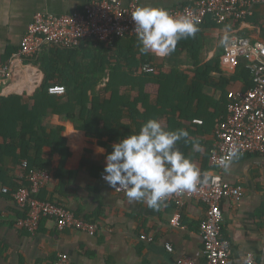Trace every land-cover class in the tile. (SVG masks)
Returning <instances> with one entry per match:
<instances>
[{
	"label": "crops",
	"instance_id": "obj_1",
	"mask_svg": "<svg viewBox=\"0 0 264 264\" xmlns=\"http://www.w3.org/2000/svg\"><path fill=\"white\" fill-rule=\"evenodd\" d=\"M88 1L0 0V63L7 62L21 46L28 25L37 12L69 13L82 8ZM189 1L139 0V3L168 9ZM208 22L203 30L201 62L221 58L222 69L228 76L236 71L238 61L230 58L226 54L227 45L220 43L226 26L229 37L239 35L264 41V4L256 6L252 16L237 22ZM92 41L95 40L83 42ZM31 61H18L12 77L0 79V95H23L25 100L34 95L44 73ZM175 61L157 56L155 65L160 71L161 66L173 63L182 70L193 67L186 53ZM228 89L247 90L242 80L231 81ZM207 92L213 93L212 88L208 87ZM220 95V92L214 94L216 98ZM65 125L63 135L70 150L65 165L71 173L69 181L60 191L61 180L50 173L39 197L59 201L78 216L97 221L99 231L91 235L70 228L60 229L48 218L40 221L36 231L19 227L17 220L25 215V210L10 194L0 192V264H54L61 252L67 253L75 264H180L181 256H191L198 262L204 260L200 226L205 218V204L192 199L180 207L173 201H165L159 210H154L143 201L130 202L124 192H117L102 178L109 149L98 138L89 137L85 131L68 123ZM214 137L213 132L206 135L211 141ZM102 140L107 141L108 137ZM100 148L104 149L103 153L98 151ZM191 154H194L192 150ZM201 160L202 157L194 162L200 169ZM10 166L11 158L6 157L5 168ZM218 171L224 179L242 184L245 189L240 202L222 201V235L231 244V257L237 264H247L248 254L252 253L254 264H264V154L242 153L228 172L216 164L202 172L212 175ZM176 215L179 224L172 221ZM167 243L173 246L172 251Z\"/></svg>",
	"mask_w": 264,
	"mask_h": 264
},
{
	"label": "trees",
	"instance_id": "obj_2",
	"mask_svg": "<svg viewBox=\"0 0 264 264\" xmlns=\"http://www.w3.org/2000/svg\"><path fill=\"white\" fill-rule=\"evenodd\" d=\"M209 20L199 25L195 37L180 40L166 56L175 61L186 53L193 66L187 70L173 63L161 66L158 74L141 73L143 64H156L157 55L142 54L136 36L51 48L32 59L44 73L34 95L29 100L18 94L0 95V181L15 191L31 186V170H47L61 180V191L71 174L65 166L70 155L65 123L98 138L110 153L113 143L156 118L168 129H187L204 151L191 154V144L183 142L181 150L193 162L202 157V171L214 168V141L206 135L215 134L228 113V85L242 80L249 89L254 83L245 58H239L230 76L222 69L221 58L201 62L203 30ZM56 84L65 86L64 94L49 92ZM216 92L221 93L219 98ZM6 157L11 158L8 168Z\"/></svg>",
	"mask_w": 264,
	"mask_h": 264
},
{
	"label": "built area",
	"instance_id": "obj_3",
	"mask_svg": "<svg viewBox=\"0 0 264 264\" xmlns=\"http://www.w3.org/2000/svg\"><path fill=\"white\" fill-rule=\"evenodd\" d=\"M263 4L264 0H191L167 10L174 15L184 14L198 19L199 25L208 19L223 24L252 16L256 6ZM138 6L139 0H89L82 8L69 13L37 12L28 25L21 46L11 54L7 62L0 63V79L11 78L18 61L32 60L51 48H72L87 39L112 43L119 38L136 36L131 13ZM226 54L237 61L240 57L247 60L246 67L254 85L245 91H229L228 113L215 133L212 149V160L218 168H221L220 159L233 147H238L241 153L264 154V41L233 35L227 44ZM140 71L157 74L160 68L155 64L145 63ZM65 91V86L61 84L49 88V92L56 95L64 94ZM211 176L215 179L196 191L175 193L166 199L180 207L192 199L206 206L205 218L200 226L205 258L198 262L191 256H181L180 264H237L231 257L229 240L222 235V201L230 199L235 203L240 202L245 189L242 184L224 179L220 171ZM49 177V171L33 169L29 177L31 186H23L15 191H11L0 181V192L10 194L16 204L25 210V215L17 220L18 226L36 231L40 221L48 218L60 229L70 228L95 235L99 231L97 221L78 216L59 201L39 197ZM172 221L179 224V216H174ZM166 246L170 251L173 250L171 243ZM246 261L247 264H254V255L249 253ZM54 264L75 263L67 253L61 252Z\"/></svg>",
	"mask_w": 264,
	"mask_h": 264
},
{
	"label": "clouds",
	"instance_id": "obj_4",
	"mask_svg": "<svg viewBox=\"0 0 264 264\" xmlns=\"http://www.w3.org/2000/svg\"><path fill=\"white\" fill-rule=\"evenodd\" d=\"M139 50L166 57L175 51L182 39L195 37L199 20L188 15H174L164 7L140 5L131 13ZM230 42L227 26L220 41ZM191 144L192 151L203 153L196 138L185 128L168 129L156 118H149L138 132L113 143L105 157L103 179L114 190L124 191L128 200L143 201L159 210L166 199L175 193L194 192L215 178L193 162L180 147ZM103 153L104 149H98ZM238 147L231 148L219 161V167L230 171L231 164L241 157Z\"/></svg>",
	"mask_w": 264,
	"mask_h": 264
}]
</instances>
